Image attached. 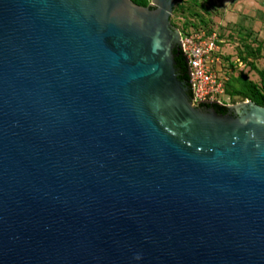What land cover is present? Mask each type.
Masks as SVG:
<instances>
[{"label": "water", "instance_id": "obj_1", "mask_svg": "<svg viewBox=\"0 0 264 264\" xmlns=\"http://www.w3.org/2000/svg\"><path fill=\"white\" fill-rule=\"evenodd\" d=\"M174 0H0V264H264V105L193 104Z\"/></svg>", "mask_w": 264, "mask_h": 264}, {"label": "rangeland", "instance_id": "obj_2", "mask_svg": "<svg viewBox=\"0 0 264 264\" xmlns=\"http://www.w3.org/2000/svg\"><path fill=\"white\" fill-rule=\"evenodd\" d=\"M174 1L171 22L182 35H216L219 48L210 65L224 89L218 100H253L250 92L230 95L247 83L255 85L264 100V0Z\"/></svg>", "mask_w": 264, "mask_h": 264}, {"label": "built area", "instance_id": "obj_3", "mask_svg": "<svg viewBox=\"0 0 264 264\" xmlns=\"http://www.w3.org/2000/svg\"><path fill=\"white\" fill-rule=\"evenodd\" d=\"M216 40L215 33L208 36L202 33L181 34L182 47L191 72L193 100L210 99L225 104L217 98L224 89L221 80L213 73L210 65L215 51L219 48Z\"/></svg>", "mask_w": 264, "mask_h": 264}, {"label": "trees", "instance_id": "obj_4", "mask_svg": "<svg viewBox=\"0 0 264 264\" xmlns=\"http://www.w3.org/2000/svg\"><path fill=\"white\" fill-rule=\"evenodd\" d=\"M135 1L136 3L138 4H141V5H146L147 4V1L148 0H133ZM251 83V82H250ZM245 89L239 87L238 90L234 91L232 94L230 95H233V94H238V93H242V94H245L246 92H250V95H251V98L258 104H264V100H263V96L262 94L257 90V88H255V85H253L252 83L251 84H246L245 85ZM228 88V85L227 87L225 88V90H227Z\"/></svg>", "mask_w": 264, "mask_h": 264}, {"label": "flooded vegetation", "instance_id": "obj_5", "mask_svg": "<svg viewBox=\"0 0 264 264\" xmlns=\"http://www.w3.org/2000/svg\"><path fill=\"white\" fill-rule=\"evenodd\" d=\"M150 1H151V0H148V1H147V4H148ZM147 4H146V5H147Z\"/></svg>", "mask_w": 264, "mask_h": 264}]
</instances>
